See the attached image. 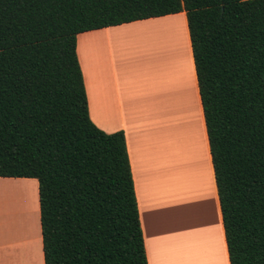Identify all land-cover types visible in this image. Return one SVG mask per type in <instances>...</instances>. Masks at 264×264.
Returning a JSON list of instances; mask_svg holds the SVG:
<instances>
[{"label": "trees", "instance_id": "16d2710c", "mask_svg": "<svg viewBox=\"0 0 264 264\" xmlns=\"http://www.w3.org/2000/svg\"><path fill=\"white\" fill-rule=\"evenodd\" d=\"M184 14L228 264H264V0H0V177L37 182L43 264H146L122 131L76 35Z\"/></svg>", "mask_w": 264, "mask_h": 264}, {"label": "crops", "instance_id": "0c3cea01", "mask_svg": "<svg viewBox=\"0 0 264 264\" xmlns=\"http://www.w3.org/2000/svg\"><path fill=\"white\" fill-rule=\"evenodd\" d=\"M166 19L181 22L180 40L176 28V42L161 32L147 46ZM132 32L159 61L133 63ZM75 53L90 121L123 133L146 264H228L184 14L80 33ZM0 264H43L34 179L0 177Z\"/></svg>", "mask_w": 264, "mask_h": 264}, {"label": "rangeland", "instance_id": "374dc122", "mask_svg": "<svg viewBox=\"0 0 264 264\" xmlns=\"http://www.w3.org/2000/svg\"><path fill=\"white\" fill-rule=\"evenodd\" d=\"M173 19L175 20L177 18H173ZM174 20H171V19L168 20V19H166V20H164V21L161 22V24L163 25L162 26L163 27L162 29L159 28V29H153V30L147 31L146 34H148L149 37L151 38L150 39L151 41H149V43H147V46H154V43L152 41V39L154 38L153 36H155L156 34L159 36L162 33L164 34L163 36H167V35L172 36V40L176 42L177 41L176 40V37L173 38L176 35L174 33L173 29L176 30V28L180 29V34L178 36V40H180L181 31H182V24H181V22H177L178 23V25H177V23L173 22ZM147 27H150V26L149 25H143V26H141V28H138V27L133 26V27H128L125 30H135V29H137L139 31V29H143V30L144 29H148ZM138 37H139L138 33H133L131 36L129 34L128 35H125L123 37V40H122L123 41V45H124L126 51L127 50H130V47L131 48L134 47L136 49L135 58L133 60V63L134 64L137 63V64H141V65H146V64H153L155 61H159V59H160L159 57H151V55H148V56L145 55V53H144V51H145L144 50L145 49V44L140 41L141 40L140 39L141 37L140 38H138ZM118 44H119V41H117V45ZM166 119H164V121H163L162 131H163V133H166V131L168 130V133L171 134L175 130H174V127H171L172 125H171L170 120L169 119L166 120ZM164 122H165V124H164ZM191 181H192V178H191ZM187 185H190L191 186V183H188V181H187ZM20 207L21 206H19V208ZM21 209H22V207H21Z\"/></svg>", "mask_w": 264, "mask_h": 264}]
</instances>
